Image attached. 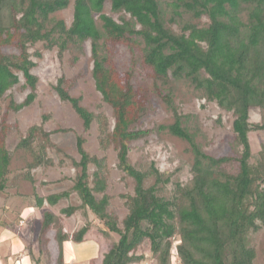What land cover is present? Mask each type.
I'll return each mask as SVG.
<instances>
[{
    "label": "trees",
    "instance_id": "16d2710c",
    "mask_svg": "<svg viewBox=\"0 0 264 264\" xmlns=\"http://www.w3.org/2000/svg\"><path fill=\"white\" fill-rule=\"evenodd\" d=\"M70 7L69 23L55 18ZM86 41L94 87L112 108V124L106 115L85 108L70 93L71 83L64 76L57 79L55 91L86 129L96 120L100 147L116 150L118 168L134 185L131 193L120 195L127 212L119 220L104 193L106 158L87 152L78 136L80 158L72 162L80 170L71 191L79 203L63 207L60 216L46 209L40 228L41 235L54 232L59 259L63 242L80 243L97 226L101 229L95 233L105 240L95 239L99 256L85 264H138L145 258L138 250L146 242L156 264H172L173 253L180 264H256L253 236L264 229V142L252 161L248 133L264 129V122L249 120L251 109L264 108V0H0V100L16 85L27 90L20 101L10 99L6 110L19 111L36 98L38 77L32 69L33 55L39 52L32 53L31 46L45 42L61 53L69 44ZM121 46L130 53L124 71L116 62ZM137 70L152 79L153 93L167 105L173 122L149 129L137 126L151 93L132 82ZM180 80L201 91L205 101L232 113L239 152L212 156L201 148L196 136L202 132L193 115L182 114L173 100L170 83ZM5 114L0 121V192L7 187L11 161ZM165 130L190 146L191 176L185 181L174 180V171H161L154 161L142 169L128 160L130 142ZM54 132L33 124L18 140L17 148L32 157L29 170L51 163L47 150L53 147ZM26 178L33 181L29 173ZM150 178L153 182L146 185ZM71 191L35 193V206L54 207ZM79 211L86 222L66 231L61 215ZM262 254L264 262V246Z\"/></svg>",
    "mask_w": 264,
    "mask_h": 264
},
{
    "label": "rangeland",
    "instance_id": "374dc122",
    "mask_svg": "<svg viewBox=\"0 0 264 264\" xmlns=\"http://www.w3.org/2000/svg\"><path fill=\"white\" fill-rule=\"evenodd\" d=\"M54 16L69 23L72 17V8L56 12ZM200 22L203 23L202 20ZM171 28L176 30L175 26ZM4 50L15 51L10 47H6ZM30 51L32 53L39 52L38 55H33L36 65L32 69L38 77L36 98L30 105L19 111L6 110V105L10 99L20 101L26 94L27 90H24L19 84L0 100V121L1 116L7 111L5 114V122L8 126L7 148L11 153L7 187L0 192V221L9 223L16 220L18 215H22L27 219L24 229L35 225L37 232L33 234V238L37 235V240L52 245L55 242L54 232L48 231L41 235V225L40 228L38 225L42 223L43 209H49L60 216L63 207L79 203L76 192L71 191L75 175L80 170L72 162V160L77 161L80 158L76 146L78 136L83 137V146L87 152L106 158V189L104 193L110 196V210L117 214L119 220L127 212L123 203L124 200L120 195L131 193L134 182L131 177L118 168L116 150L112 146L106 150L100 147L96 120L94 119L90 127L86 129L82 119L70 103L62 101L55 91L57 79L64 76L71 83L70 93L73 96H79L81 104L94 115H106L110 125L112 124V108L102 99L101 94L94 87L91 75L90 41H86L80 46L69 44V47L61 53L57 47L48 49L45 42H37L31 46ZM129 60V51L121 46L116 61L118 69L126 70ZM22 79L21 77V83ZM132 82L135 85H144L151 91L148 110L142 114L137 126H141L142 129H149L160 124L173 122L171 111L167 105L153 93L152 79L144 77L137 70ZM170 86L178 110L182 114H192L193 124L196 123L199 126L202 133L197 134L196 140L206 153L212 156H221L239 152L232 130L233 115L231 112L220 108L214 101H205L201 91L195 90L186 80L171 82ZM249 120L252 123H263L264 108L251 109ZM33 124H41L46 131L55 132L50 136L53 147L47 150L51 163L29 170L28 163L32 157L28 151L18 149L16 144L21 137L26 135ZM248 137L253 153L251 160L255 161L261 144L264 142V129L252 130L248 133ZM128 160L142 169L154 161L156 167L161 171H174V180L185 181L191 176L189 168L192 162V152L188 142L168 133L167 130L130 142ZM93 169L94 166L90 165L89 172L91 173ZM28 173L33 177V181L26 178ZM152 182L153 179L150 178L146 180L145 184L149 185ZM59 191H71L70 196L62 198L54 207H49L47 203L42 208L35 206V193L47 195ZM168 192L165 191L164 194L167 195ZM97 196L99 197L101 194H97ZM61 218L69 232L77 230L86 222L85 216L80 211L70 216L61 215ZM92 227L93 231L86 233V238L104 241L105 238L99 233H95L101 228ZM111 239L116 240L117 235L112 233ZM253 240L258 251L256 264H264L262 254L264 229L254 234ZM105 242L103 245H106ZM147 244L146 242L138 250V253L145 255L144 260L138 264H156V259L151 255ZM171 263L180 264L174 253L171 256Z\"/></svg>",
    "mask_w": 264,
    "mask_h": 264
},
{
    "label": "crops",
    "instance_id": "0c3cea01",
    "mask_svg": "<svg viewBox=\"0 0 264 264\" xmlns=\"http://www.w3.org/2000/svg\"><path fill=\"white\" fill-rule=\"evenodd\" d=\"M18 216L13 227L0 221V264H85L99 256V243L88 238L80 243L63 242L60 260L57 242L48 245L37 240V235L33 238L35 225L24 229L27 219Z\"/></svg>",
    "mask_w": 264,
    "mask_h": 264
}]
</instances>
